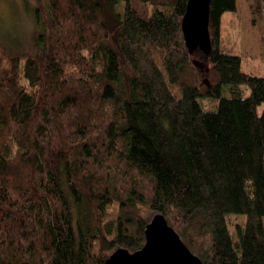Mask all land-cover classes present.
I'll list each match as a JSON object with an SVG mask.
<instances>
[{"label":"trees","instance_id":"16d2710c","mask_svg":"<svg viewBox=\"0 0 264 264\" xmlns=\"http://www.w3.org/2000/svg\"><path fill=\"white\" fill-rule=\"evenodd\" d=\"M34 1L29 43L0 40V264H106L144 248V211L204 264H264V76L224 40L237 0H212L209 54L189 0Z\"/></svg>","mask_w":264,"mask_h":264},{"label":"rangeland","instance_id":"374dc122","mask_svg":"<svg viewBox=\"0 0 264 264\" xmlns=\"http://www.w3.org/2000/svg\"><path fill=\"white\" fill-rule=\"evenodd\" d=\"M34 7V0H0V40L26 46L35 30ZM223 28L225 42L228 39L234 42L237 52L244 58L243 70L255 76H264V0H237V11L224 15ZM202 104L207 111L217 107V102L209 99H204ZM154 214L143 212L147 221H151ZM229 218L230 229L234 233L235 225L245 224L247 216L231 215Z\"/></svg>","mask_w":264,"mask_h":264},{"label":"water","instance_id":"95a60500","mask_svg":"<svg viewBox=\"0 0 264 264\" xmlns=\"http://www.w3.org/2000/svg\"><path fill=\"white\" fill-rule=\"evenodd\" d=\"M212 0H189L183 20V32L191 53L212 49L210 16ZM146 245L132 253L128 249L115 250L106 264H204L184 243L166 217L155 214L146 228Z\"/></svg>","mask_w":264,"mask_h":264}]
</instances>
